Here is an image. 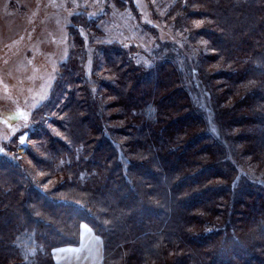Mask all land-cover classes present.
I'll use <instances>...</instances> for the list:
<instances>
[{
  "label": "trees",
  "instance_id": "1",
  "mask_svg": "<svg viewBox=\"0 0 264 264\" xmlns=\"http://www.w3.org/2000/svg\"><path fill=\"white\" fill-rule=\"evenodd\" d=\"M109 9L75 15L33 144L0 152V264H54L82 225L101 264H264V0H173L181 37L143 25L148 51L94 42Z\"/></svg>",
  "mask_w": 264,
  "mask_h": 264
},
{
  "label": "rangeland",
  "instance_id": "2",
  "mask_svg": "<svg viewBox=\"0 0 264 264\" xmlns=\"http://www.w3.org/2000/svg\"><path fill=\"white\" fill-rule=\"evenodd\" d=\"M172 2L133 0L137 19L128 8H120L114 0H0V152L6 144H17L20 158L33 144L28 137L33 130L31 115L49 98L59 66L73 46L75 37L68 26L75 22V15L82 13L86 18H95L108 6L110 9L97 24L101 35L96 36L94 42L120 41L148 51L155 40L143 25L153 27L165 39L181 37L165 22ZM80 35L87 44V30L80 27ZM91 51L92 48H88L87 73L91 69ZM140 58L143 60V55ZM196 82L199 88L201 84ZM199 93L205 97L201 87ZM256 170L247 158L240 165V172L248 176ZM80 237L79 246L61 256L56 254L57 261L101 264V240L85 225L81 226Z\"/></svg>",
  "mask_w": 264,
  "mask_h": 264
},
{
  "label": "crops",
  "instance_id": "3",
  "mask_svg": "<svg viewBox=\"0 0 264 264\" xmlns=\"http://www.w3.org/2000/svg\"><path fill=\"white\" fill-rule=\"evenodd\" d=\"M85 241V240H84ZM81 243V241H80ZM99 243V242H98ZM80 245V244H79ZM78 245V246H79ZM77 246H66V247H62V248H59V249H54L53 252H52V258L54 260V264H55V260L57 261V257H56V254H59L60 256L65 253L66 251H69V249L71 248H76ZM58 264H63V261L61 263H59V261H57ZM56 262V264H57Z\"/></svg>",
  "mask_w": 264,
  "mask_h": 264
}]
</instances>
